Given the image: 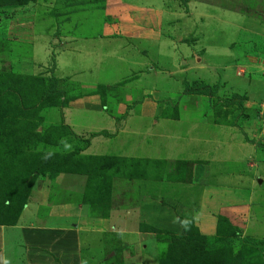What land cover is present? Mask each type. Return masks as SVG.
I'll return each mask as SVG.
<instances>
[{"label":"rangeland","instance_id":"374dc122","mask_svg":"<svg viewBox=\"0 0 264 264\" xmlns=\"http://www.w3.org/2000/svg\"><path fill=\"white\" fill-rule=\"evenodd\" d=\"M193 1L212 5L217 10L232 11L240 18L235 21L228 19L231 29L221 30L218 35L215 33L219 30L216 24L222 22L224 13L213 12L204 19L196 9L200 5H193ZM252 1L256 3L257 10H263L264 0ZM139 3L161 6V2L142 0H0V223L13 221L37 191L44 198V205H50L49 201L51 204L79 202L86 204L89 216L105 217L109 209L135 206L139 191L137 183L141 178L138 172L140 159H116L115 153L103 155L94 151L99 148L105 151L102 147H109L111 151L119 149L128 154L131 134L124 130L118 119L129 106L139 103L141 97L157 103L178 93L177 99L181 98L178 102L189 107V112H181L178 122H170L165 127L162 121L138 125L147 132L149 143L160 136L162 142L149 144L155 156V153L163 156L168 148L167 154H170V150L176 147L177 157L187 148L182 160H147L148 177H156L151 171L162 169L163 165L165 175L162 177H183L181 174L187 171V165L193 163L185 159L192 149L194 157L200 152L203 158H224L227 160L225 168L242 171L255 179L254 184L251 183L252 188L262 181L264 183V178H259L264 175V21L238 13L245 0H187L184 3L181 0H164L162 7L166 16L150 7L141 8ZM192 16L195 17L193 38L190 37L187 43L191 51L189 53L185 47L178 48L180 60L189 53L182 68L190 71L177 73L179 78L173 79L176 82L173 85L164 82L163 88L167 92L163 93L162 99L150 87L153 85L144 84L143 77H140L142 73L136 70L143 64V57L147 56L144 51L146 45L138 47L132 41L145 35L146 31L155 32L166 21L172 20L176 25L180 22L183 26ZM35 29L41 32H35ZM42 32L48 33L49 49L58 47L59 41L64 40L61 35L69 43L75 42V37H78L77 42L85 43L89 38L105 37L102 44L109 45L101 47L102 56L115 60L113 69H100V80L81 85L77 81L56 79L51 75L50 67L54 64L52 51L48 53L46 66L42 69L24 66L22 62L30 54V39L33 34ZM208 38L215 42L230 40L227 43L229 51L209 55ZM149 50V56H156L153 48ZM162 54L175 56L168 51ZM169 64L165 59V65ZM192 69L200 70L202 77H193ZM167 77L172 80L170 75ZM196 83L209 85L210 91L191 92ZM187 88L190 95L185 96L183 91ZM74 99H82L85 105L98 103L107 121L96 120L83 126V121H76V107L71 105ZM113 117L116 122L109 120ZM223 133L229 136V142L227 135L220 138ZM94 137L102 140L93 141L92 150L89 142ZM121 138L124 140L120 142ZM216 139L227 142L225 147L217 146ZM108 164L118 170L108 172L116 179L109 180L105 175L104 168ZM69 172L83 175L84 183H79V191L63 187L62 177ZM258 179L261 182H257ZM259 200L254 203L253 210L249 205L245 211L249 218L255 219V228L260 236L256 239L264 238V195ZM45 208H38L39 216ZM228 218L234 220V217ZM185 227L187 231L183 233L187 235L192 229L189 224ZM141 229L153 232L147 225H142ZM153 234L155 238V232ZM117 237L116 232H110L104 242L105 258L93 263L86 257L89 264H121L122 253L129 252L131 247L127 245L122 249ZM217 238L220 237L203 240L210 244ZM186 250L187 246L179 248L175 244L172 247L162 244L159 250L157 244L153 252L156 256L158 254L159 264L160 259L166 261L179 256L181 260L186 256ZM206 250L207 253L213 251ZM214 254L224 259L244 257V262H247L244 264H258L256 259L260 256L261 264H264V244L253 247L233 242L222 245Z\"/></svg>","mask_w":264,"mask_h":264},{"label":"crops","instance_id":"0c3cea01","mask_svg":"<svg viewBox=\"0 0 264 264\" xmlns=\"http://www.w3.org/2000/svg\"><path fill=\"white\" fill-rule=\"evenodd\" d=\"M151 1H156L157 4L161 2V6H153L149 3L146 5L139 4L141 8H143L142 6L150 7L157 13H163L162 16H166L164 14L166 10L162 7L164 0H142V2ZM193 5H200V8H196L198 7L196 6L194 9L199 11V15H204V19L213 12L221 11L224 13L222 22L216 24L219 30H215V33L218 35L222 33L221 30L225 32L231 29L228 19L233 18L235 21L237 17L240 18L232 11L217 10L212 5L209 6L202 2L193 1ZM199 15L198 17H200ZM194 19L195 17L192 16L183 26L180 22L176 25L172 20L166 21L155 32L146 31V36L143 34L138 36L137 40L132 41L138 47L139 45H146L144 51H146L147 56L143 57V64L136 70L142 73L140 77H143L144 84L153 85L150 87L154 88L157 95L160 94L162 99L164 98L163 93L167 92L163 88V83L167 81L173 85L176 83L173 82V79L179 78L177 73L190 71V69L187 70L182 67L191 51L187 43L190 41V37L193 38ZM47 36L48 33L46 32L33 34L30 39L29 57L22 62L24 66L42 69L46 66L48 53L52 51L54 64L51 75L56 79H71L81 83V85L96 81L101 73L100 69H113L114 67L115 60L102 56L103 49L101 47L109 45L102 44L106 40L105 37L102 39L89 38L86 43L85 41L77 42L78 37H75V42L69 43L61 35L60 37L64 40L59 41L61 43H58L59 45L56 47L58 49H49ZM228 41L230 40L215 42L214 39L208 38V54L218 55L229 51ZM181 47L187 48L189 53L180 60L178 48ZM151 48L156 52L157 57L155 55L149 56L151 52L149 49ZM164 51L171 52L175 56L165 57L162 54ZM165 59L170 63L168 66L165 65ZM199 71L192 69V76L202 77ZM169 75L172 80L167 77ZM184 94L187 96L189 92ZM177 95L179 94L170 95L169 98L166 97L157 103L141 97L139 103L132 104L126 111L124 110V114L120 116L118 123L123 125L124 130L131 134L128 140L130 144L127 149L128 154L119 149L111 151L109 147H102V150L105 151H100L101 148L94 151L103 155L115 153L120 157L116 156V159L130 160L132 157L140 159L138 172L141 174V178L137 183L139 191L135 206L109 209L105 217L89 216L86 213V204L79 202L51 204L49 201L50 205H44V198L37 191L36 195L31 196L22 206L13 223L0 224V264H89V259L93 263L98 262V260L103 261L105 258V237L110 232L117 233V240L122 249L127 245L131 247L129 252L124 251L122 253L121 264H157L158 254L156 256V253L153 252L157 246V244L155 245L154 234L151 235L153 232L142 230V225L180 234L187 231L185 226L189 224L192 230L187 233L191 232L204 238L216 237L223 231L235 232L239 237L253 239L260 237L257 233L258 229L255 228V219L249 218L245 211L249 205L250 209L253 210L254 203L260 201L259 198L264 195V183L262 181L256 188H252L251 183L255 179L241 173L242 171H232L225 168L224 163L227 160L224 158H203L201 157L203 154L200 152H198V156L194 157V152L189 147L192 153H187L189 156L185 159H188L186 161H193V163L187 165V171L181 174L183 177H162V174L165 175L164 165L162 169L151 171L156 177H148L147 160L178 161L182 160L181 156L186 153L187 148L176 157L178 152L176 147H173L170 154H167L168 148L166 151L164 150L163 156H159L158 153H155L156 156L153 155L149 144L162 142L159 139L160 136L149 143L147 132L138 127L141 123L150 124L162 121L163 127H165L170 122H178L181 112H189V107H185V103H179L178 100L181 98L177 99ZM192 95L194 94L192 93ZM71 103L76 107V121H83V126L96 120L107 121V116L101 114L98 103L91 102L85 105L82 99H74ZM135 106L138 108L136 109ZM154 117L155 119L152 120L151 118ZM109 120L116 122L114 117ZM210 121L213 125L212 120ZM218 126L221 128V125ZM225 135L227 134L223 133L219 136L222 139L226 138ZM227 138V142H229L228 135ZM234 138L237 136L235 135ZM221 139H216L217 146L221 144L225 147L227 142ZM96 140L102 139L99 137L92 138L89 142L91 148V143ZM119 140L121 142L124 139ZM151 148L154 149L153 146ZM228 151L233 150L228 149ZM94 152L92 151V154ZM158 160L157 163H159ZM111 169L118 171L115 166L113 168L112 164H108L104 171L109 180L116 179L108 173ZM114 175H118V173ZM259 178L263 179L264 175H260ZM61 182L63 187L69 186L73 188L71 191H79V183H84V178L79 172H69L63 175ZM257 182L261 181L258 179ZM80 193L83 195L82 192ZM41 206H46V208L39 216L38 211ZM228 216L234 217V220H230ZM113 236L116 238V235ZM149 244L151 246L148 249Z\"/></svg>","mask_w":264,"mask_h":264},{"label":"trees","instance_id":"16d2710c","mask_svg":"<svg viewBox=\"0 0 264 264\" xmlns=\"http://www.w3.org/2000/svg\"><path fill=\"white\" fill-rule=\"evenodd\" d=\"M187 0H181L182 3L186 2ZM238 13L249 15L256 17L264 21V8L263 10H257L256 3L252 0H245V3L242 8L238 10ZM51 70L53 69V65L50 67ZM55 79V78H53ZM188 87V85H185ZM190 89L191 92H201L207 93L210 91L209 87L204 84H194ZM188 88L184 89V92H188ZM14 221V220H13ZM11 222L0 223V224H11ZM153 232H155V241L158 244L159 250L160 246L164 244L167 247H172V245H176L180 248V246L185 245L187 246L186 256L179 260L178 257H172L163 261L162 259L159 260V264H244L245 258H241L239 256H233L234 258H220V255L214 254L215 252L219 251L222 245H230L233 242H237L239 244H249L253 247H257V245L264 244V238L262 239H253L249 237H239L235 234V232H221L217 234L216 240H213L212 243L207 244L204 240V237H201L194 233H187L184 234L183 232L180 234H173L171 232L165 230H159L156 228H150ZM204 239V240H203ZM206 248L213 250L211 253H207L208 250ZM217 248V251H216ZM259 261L258 264L263 263L261 257H257L256 259ZM250 261V259H249ZM256 263V261H254Z\"/></svg>","mask_w":264,"mask_h":264}]
</instances>
